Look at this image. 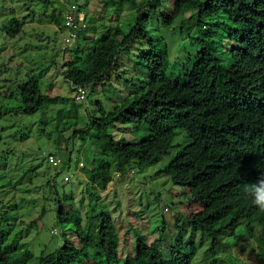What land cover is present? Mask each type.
<instances>
[{
    "label": "trees",
    "instance_id": "1",
    "mask_svg": "<svg viewBox=\"0 0 264 264\" xmlns=\"http://www.w3.org/2000/svg\"><path fill=\"white\" fill-rule=\"evenodd\" d=\"M111 2L128 3L135 15L125 21V28L119 22L90 42L84 36L88 25L76 31L74 42L63 48L66 51L79 41L71 49L72 59L63 64L64 78L72 93L77 87L87 91L89 85L110 81L120 53L137 41L146 47L139 61L149 71L150 79L127 100L114 105L111 112L100 108L99 116H89L80 129L74 128L73 94V105L60 107L51 119V129H43L41 134L49 137L52 132H69L70 138L89 144L90 160L75 162L76 169L85 175L87 190H106L113 176L126 174L133 162L139 168L155 164L175 146L174 140L180 134L183 141L177 144L162 172L171 174L174 186L186 189L187 203H203L221 189L255 182L264 172V0ZM167 3L171 5L167 7ZM153 9V13L158 11L162 26L188 36L185 42L192 53L183 54L186 58L180 62L177 74H167V47L148 31ZM78 10H83L80 5ZM50 16L66 34L58 15ZM21 28L22 23L13 18L3 25V32L12 39ZM25 77L1 98L7 104L14 100L18 112L27 116L39 113L42 119L46 112V97L40 85L43 78L32 73ZM64 112L71 116L65 118ZM122 125H131L135 132L144 130L145 134L134 140L116 138L111 130ZM63 158L64 169L69 170L70 152ZM56 178L46 183L55 196L56 222L70 226L78 245L64 238L62 246L41 255L33 264H141L137 255L124 253L126 248L121 256L112 215L106 210L93 213L89 209L82 222L79 210L66 203L71 196L60 197L56 192ZM90 195L97 197L95 193ZM190 227L191 233L199 230L204 236L206 260L234 264L232 256L219 259V254L231 245L225 239L241 228L238 235L243 242L256 240L257 247L251 250L264 264V212L250 196L229 197L202 220H192ZM165 230L163 225L161 234L149 246V264H193L201 247L194 242V235L186 239L183 228L177 227L164 253L161 245ZM8 237V232L0 228V264H28L33 253L24 244L9 243Z\"/></svg>",
    "mask_w": 264,
    "mask_h": 264
},
{
    "label": "rangeland",
    "instance_id": "2",
    "mask_svg": "<svg viewBox=\"0 0 264 264\" xmlns=\"http://www.w3.org/2000/svg\"><path fill=\"white\" fill-rule=\"evenodd\" d=\"M72 1L0 0V228L8 232L9 243L24 244L33 253L34 258L28 264L62 246L64 238L78 245L70 226L56 222L55 196L47 189L46 183L57 177L54 182L56 192L60 197L64 194L71 196L66 203L79 210L82 222L89 209L93 213L106 210L112 215L120 239L121 256L122 249L126 248L124 253L135 254L141 264H149V246L159 237L164 225L166 230L161 245L164 253L172 235L178 231L177 227H182L186 239L193 234L194 242L201 246L193 264H219L218 261L206 260L203 253L206 241H202L204 236L201 231L191 233L192 220H202L231 196H250L246 191L249 182L239 183L228 190L221 189L206 202L187 203L186 189L174 186L171 174L162 172L177 150V144L183 141L180 134L174 140L175 148L172 147L155 164L139 168L133 162L126 174L113 176L106 190H87L85 175L81 169H76L75 162L77 160L84 164L90 160L92 149L89 144H82L76 137L70 138L69 132H52L49 137L41 134L43 129L46 132L51 129V119L60 107L67 109L73 105V90L62 73L66 70L63 64L72 59L71 49L79 41L63 51L66 34L63 33V36L61 25H56L50 16L52 13L58 15L64 26V16ZM144 1L137 0L138 3ZM76 5L83 9L82 14L88 25L84 36L89 38L88 42L119 22L125 28L126 22L135 15V9L128 3L114 4L111 0H76ZM170 5L167 3L166 6ZM151 12L148 31L154 38L163 40L167 47L170 60L167 74H177L180 62L186 58L185 55L192 53L185 42L188 36L178 34L173 27L165 28L158 21V11L153 13V9ZM13 18L22 23V28L15 38L10 39L4 34L3 25ZM145 49V46L134 42L129 49L120 53L110 81L87 86V100L82 103L75 101L73 108L76 110L75 129L83 128L89 116H99L100 108L106 113L111 112L114 105L127 100L141 83L145 85L150 74L139 61ZM29 73L43 78L40 85L46 97V112L42 119L39 113L27 116L18 112L14 100L7 104L4 97L1 98L5 93L12 92ZM64 98L69 100L65 101ZM63 116L68 118L71 115L64 112ZM111 131L116 138L124 137L127 140L145 134L144 130L135 132L131 125H122ZM67 152L72 158L69 170L63 166V157ZM47 153H55L62 160L59 170L44 161V154ZM67 174L72 176V180L64 183L62 179ZM91 193H95L96 199ZM64 207L67 211V205ZM240 231L241 228L237 229L233 236L225 239L231 245L228 244L219 254V259L232 256L234 264H261L255 250H251L257 247L256 240L243 242L238 235Z\"/></svg>",
    "mask_w": 264,
    "mask_h": 264
},
{
    "label": "built area",
    "instance_id": "3",
    "mask_svg": "<svg viewBox=\"0 0 264 264\" xmlns=\"http://www.w3.org/2000/svg\"><path fill=\"white\" fill-rule=\"evenodd\" d=\"M82 13V11L78 10L75 0H73L64 16V28L65 31H67L64 38L66 45H71L74 42L76 31L87 28L86 21ZM74 99L77 103L85 102L87 100L86 89L83 87H77L74 91ZM44 161L57 170H59L62 166V160L53 153L44 154ZM79 165L82 166V163ZM71 180L72 176L70 174L65 175L62 179L64 183H69ZM196 213H198V211H196Z\"/></svg>",
    "mask_w": 264,
    "mask_h": 264
},
{
    "label": "clouds",
    "instance_id": "4",
    "mask_svg": "<svg viewBox=\"0 0 264 264\" xmlns=\"http://www.w3.org/2000/svg\"><path fill=\"white\" fill-rule=\"evenodd\" d=\"M246 191L251 196L253 204L264 212V172H261L255 182L246 186Z\"/></svg>",
    "mask_w": 264,
    "mask_h": 264
}]
</instances>
